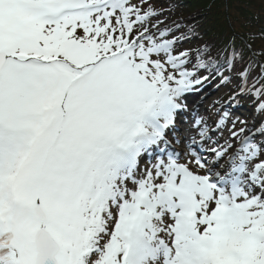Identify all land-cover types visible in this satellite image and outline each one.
<instances>
[{"label":"snow or ice","instance_id":"obj_1","mask_svg":"<svg viewBox=\"0 0 264 264\" xmlns=\"http://www.w3.org/2000/svg\"><path fill=\"white\" fill-rule=\"evenodd\" d=\"M155 5L0 0V264H264V53Z\"/></svg>","mask_w":264,"mask_h":264},{"label":"trees","instance_id":"obj_2","mask_svg":"<svg viewBox=\"0 0 264 264\" xmlns=\"http://www.w3.org/2000/svg\"><path fill=\"white\" fill-rule=\"evenodd\" d=\"M160 15L153 23L162 21L159 26L175 22L170 27L173 36L182 33L191 36L177 48L195 50L198 46L211 41L217 46L227 44L231 39L237 49H243L247 58L251 53H264V13L258 5L251 8H238L226 0H156ZM257 58L264 61V55Z\"/></svg>","mask_w":264,"mask_h":264},{"label":"rangeland","instance_id":"obj_3","mask_svg":"<svg viewBox=\"0 0 264 264\" xmlns=\"http://www.w3.org/2000/svg\"><path fill=\"white\" fill-rule=\"evenodd\" d=\"M226 89H229V87L227 86ZM210 92H211V94L210 93L209 94L208 93L206 94V100L204 102L205 104L204 103L203 104H197L196 107L198 108V106H199V111L203 112L204 109H206L211 104V102H212L211 99H213L214 95H216V93H217L214 88ZM250 113H251V109L249 108L247 110V112L245 111V114L244 115H249L250 116Z\"/></svg>","mask_w":264,"mask_h":264}]
</instances>
